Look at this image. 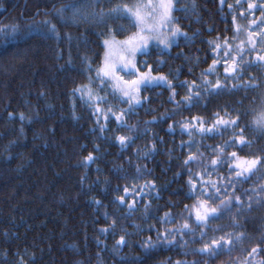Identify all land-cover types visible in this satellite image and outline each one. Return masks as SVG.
<instances>
[{"label":"trees","instance_id":"obj_1","mask_svg":"<svg viewBox=\"0 0 264 264\" xmlns=\"http://www.w3.org/2000/svg\"><path fill=\"white\" fill-rule=\"evenodd\" d=\"M74 2L84 0H0V264H21V258L23 264L264 262V168L233 190L229 165L215 170L210 165L217 157L214 149L240 129L251 147H226L221 159L233 151L246 159L264 157V136L253 131L264 112V62L256 60L264 55V43L252 24L261 22L264 0H177L175 23L190 39L182 37L168 52L152 47L139 57L144 70L147 62L154 75L168 77L172 88L143 89L142 102L132 109L108 83L97 82L96 70L109 29L118 39L136 29L126 19H109L107 25L90 19L64 23L56 9ZM136 2L100 0L99 7L107 11ZM249 2L257 8L250 11ZM46 20L57 25L59 39L43 35ZM121 24L126 31H119ZM234 63L237 70L226 72ZM217 81L219 89L212 87ZM85 85L106 102L75 91ZM122 110L124 119L117 121L112 113ZM217 114L238 118L240 127L200 134V121L211 127ZM120 136L129 139L122 145ZM190 155L199 160L185 164ZM212 181L224 187L211 206L238 196L243 207L233 199L230 210L221 208L219 218L202 227L189 210L214 192ZM185 223L191 232L182 229ZM165 234L174 243L164 242ZM121 236L123 246L117 243ZM221 236L234 240L230 252L209 257L197 251ZM253 248L257 252L249 255Z\"/></svg>","mask_w":264,"mask_h":264},{"label":"snow or ice","instance_id":"obj_2","mask_svg":"<svg viewBox=\"0 0 264 264\" xmlns=\"http://www.w3.org/2000/svg\"><path fill=\"white\" fill-rule=\"evenodd\" d=\"M239 3V0H237ZM177 0H138L132 6H129L126 3H118L114 7L109 8L105 11L102 7H99L100 0H84L83 3H70L67 5L62 6L59 9H56V14L61 21L64 23L68 22H76L80 19H90L92 23L98 25H107L109 19L114 20H127L128 26L135 28L136 31L129 35L125 40H117L115 38V34L109 29V35L111 36L110 39L103 40V46L105 48L104 58L102 65L96 70V77L97 82L103 85L105 82L109 83L112 87L113 94L119 93L120 98L122 101L127 102L129 105V109H132L134 105H139L141 103L140 92L141 89L145 91L149 90L150 88L164 85L169 88H172L171 82L168 80L167 76L159 75L154 76L152 75V68L150 65L145 62L146 71H141L140 68L137 66L136 57L138 54L144 55L147 54L148 45L152 41L157 42V46L160 44L164 45V49H170L173 44L177 43L179 38L184 37L185 40L190 39L187 36V33L183 32L182 29L179 27L178 24H175V17L173 16V12L180 10L176 8ZM223 3V0H221ZM229 7H231L229 5ZM257 5L255 3H248V9L251 11L256 9ZM186 10V9H185ZM259 10L261 11V22L257 24L255 20L252 21L253 25H256L258 29H260L261 35V42L264 43V4L259 6ZM48 28L43 32L48 38H60V33L55 23H52L50 20L44 21ZM174 25V26H173ZM15 27L13 26V31H15ZM164 29H167L165 32ZM127 28L124 24L120 25L119 31L124 32ZM239 32V28H237ZM254 33L249 31L248 32V42L251 45L252 49L256 48V42L253 39ZM69 40L72 39L71 35L69 34L67 37ZM210 44L215 45V49L218 51L221 48V44L217 43L216 41H210ZM224 47H230L227 44V41L224 42ZM242 52L243 49H240ZM225 56L228 55L226 51L224 53ZM258 62H264V55H258L256 57ZM85 62L88 63L89 67L88 70L91 71V62L88 61V58L85 57ZM217 63L216 60L213 61V65ZM237 67L234 63L232 68H226L225 71H232L235 72ZM214 71V68H210L209 72ZM123 73V75H121ZM125 76L130 77V79H125ZM134 77V78H131ZM234 79H239V77H233ZM92 77L89 76V81L91 82ZM209 82L205 81L207 85ZM251 86V85H249ZM213 88L219 89L220 83L219 81L216 82L215 85H212ZM76 92H79L81 96L87 95L89 100L93 101H104L106 102L105 97L95 96L93 93V89L90 86H82L81 88L75 89ZM199 95L198 93L196 94ZM175 96V92L173 90V98ZM146 99V98H145ZM192 96L185 97L186 101H191ZM99 111V107H97ZM111 112V109H109ZM117 121H123L125 113L122 110L120 115H116V113H112ZM22 120L25 118L23 114L20 117ZM237 119H224L217 114V118L215 119L214 123L211 127L205 128L203 126V122L200 121V127L198 131L200 134H212V135H219L220 128H228L236 129L239 128ZM185 130L189 129V125L185 123L183 125ZM104 129L101 128V131ZM215 130V131H214ZM253 131L260 133L264 136V112H262L257 119L254 121V128ZM191 134V133H190ZM234 139L228 141L224 146L218 147L214 149L217 152V157L210 161V165L212 166L213 170L216 169L218 165H222L227 163L229 165V172L234 173L235 180L230 179L228 183L233 185L240 183L243 180L249 178L251 175H254L255 172L259 171L261 168H264V157H257L253 159H246L240 157L237 152L233 151L229 156L225 159H221V157L225 154L226 147H240L241 149L245 147H251L252 141L247 140L244 137V130L240 129L238 133L234 132ZM119 142L123 145L125 141L129 138L120 136L118 137ZM87 161H92L94 158L92 155H89ZM199 160V157H195L190 155L188 160L185 161V164H188L189 161ZM201 181H203V176L200 177ZM190 189L195 190V184L189 180ZM147 187V185H146ZM221 187L217 186L216 181L211 182V188L214 189V192L208 196L207 200H199L196 205L189 210V215L191 216L194 212L195 214V221L199 226L207 227L208 222L210 219H217L220 216V209L223 208L224 210H230L231 205L233 203V199L236 203L243 207L240 203V197L235 196L230 197L227 201L221 200L219 206H211L209 201L219 199L217 195ZM125 193L128 192V189H124ZM203 194V188L201 189ZM261 191H264V187H262ZM122 202L124 197L119 198ZM251 199V197H249ZM129 208L132 205L128 206ZM168 219L166 214L165 220ZM182 229H188L189 232L192 229L189 228L187 223L183 224ZM106 231V229L102 230ZM181 234H183L181 230ZM206 233H201V238H203ZM232 234H229L231 236ZM242 238L241 235L235 236V242H239ZM158 242L161 240V237L158 233ZM163 241L172 244L175 241V238H169L167 234L163 236ZM118 245L123 246L126 241L123 236H121L120 240L117 242ZM184 243H187L185 241ZM229 246H234V240L229 238L226 239L224 236H221L219 239H212L209 243H205L204 247L198 249L197 251L201 254L208 255L209 257H214L218 253L222 251H231L232 248ZM146 248L151 247V241L145 245ZM257 252L256 248L251 250L249 255H252ZM21 264H23V258H21ZM177 264H181V262H177ZM264 264V262H261Z\"/></svg>","mask_w":264,"mask_h":264},{"label":"rangeland","instance_id":"obj_3","mask_svg":"<svg viewBox=\"0 0 264 264\" xmlns=\"http://www.w3.org/2000/svg\"><path fill=\"white\" fill-rule=\"evenodd\" d=\"M137 2H138V0H137ZM136 2V3H137ZM144 2H147V0H144ZM175 12V11H174ZM174 12H173V16H174ZM176 24V23H175ZM174 26V25H173ZM164 31L166 32L167 31V29H164ZM111 38V36H109V37H107L106 39H110ZM116 38V37H115ZM182 38V37H181ZM181 38H179V40L181 39ZM117 40H125V39H118V38H116ZM179 40H178V42H179ZM177 42V43H178ZM177 43H175V44H173L172 45V47L170 48V49H164V45L163 44H160L159 46H157V42L156 41H152V42H150L149 43V45H148V51L152 48V47H156V48H159V49H161V50H163V51H165V52H168V51H170ZM147 51V52H148ZM141 56V54H138L137 55V57H136V63H137V66L140 68V70L141 71H146V70H144L143 68H142V66H140L139 65V57ZM103 63V62H102ZM121 75H123V73H121ZM152 75H154L153 73H152ZM154 76H158V75H154ZM131 78H134V77H131ZM125 79H130V77H128V76H125ZM107 83V82H106ZM108 85H109V87L111 88V90H112V87H111V85L108 83ZM161 87H167V86H164V85H160ZM142 90L143 89H141V92H140V97H141V102H142ZM113 91V90H112ZM119 97H120V95H119V93H116Z\"/></svg>","mask_w":264,"mask_h":264},{"label":"bare ground","instance_id":"obj_4","mask_svg":"<svg viewBox=\"0 0 264 264\" xmlns=\"http://www.w3.org/2000/svg\"><path fill=\"white\" fill-rule=\"evenodd\" d=\"M107 244V243H106ZM245 264V263H244Z\"/></svg>","mask_w":264,"mask_h":264}]
</instances>
